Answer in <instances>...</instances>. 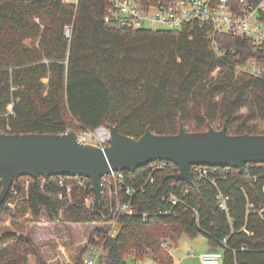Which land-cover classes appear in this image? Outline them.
<instances>
[{
    "label": "trees",
    "instance_id": "trees-1",
    "mask_svg": "<svg viewBox=\"0 0 264 264\" xmlns=\"http://www.w3.org/2000/svg\"><path fill=\"white\" fill-rule=\"evenodd\" d=\"M107 8V0H0V133L78 134L110 124L139 138L146 128L175 134L181 122L187 132L225 125L230 134H264L256 123H264V79L240 70L251 59L264 64V43L215 34V49L196 23L181 30L111 28L103 22ZM153 164L123 172L118 196L104 194L102 203L89 179L82 187L71 177L21 176L0 213L18 197L12 210L19 215L99 224L93 235L102 238L92 235L81 251L102 246L99 264L146 255L173 264L171 243L199 234L210 250L223 252L222 264H264V163H248L243 172L207 167L192 186L173 178L176 165ZM219 193L228 197L227 212L218 207ZM117 203H130L133 212H117ZM110 224L117 226L113 235ZM0 242V264H29V256L43 264L22 231L5 230Z\"/></svg>",
    "mask_w": 264,
    "mask_h": 264
},
{
    "label": "water",
    "instance_id": "water-1",
    "mask_svg": "<svg viewBox=\"0 0 264 264\" xmlns=\"http://www.w3.org/2000/svg\"><path fill=\"white\" fill-rule=\"evenodd\" d=\"M106 127L109 139L103 147L82 142L74 130L62 134L0 133V206L21 176L89 179L92 192L102 203L101 179L111 171L133 172L150 163L168 161L178 168L173 178L192 186V166L243 172L248 163H264V134H230L225 125L187 132L180 122L175 134H156L146 128L139 138L121 134L116 125Z\"/></svg>",
    "mask_w": 264,
    "mask_h": 264
},
{
    "label": "built area",
    "instance_id": "built-area-1",
    "mask_svg": "<svg viewBox=\"0 0 264 264\" xmlns=\"http://www.w3.org/2000/svg\"><path fill=\"white\" fill-rule=\"evenodd\" d=\"M78 0H62L63 3H77ZM108 8L103 16V22L111 28L149 29V30H181L187 24L196 23L200 27H206L207 35L212 40L214 48L215 34H227L231 36H242L250 38L254 44L264 43V0L255 3L247 0H240L239 6L234 7L228 0H107ZM70 28L65 27V34L69 36ZM240 70L256 78L264 79V64L254 59L248 60ZM86 137L78 135L84 143H93L100 147L107 144L109 130L106 126H100L93 132H83ZM166 165H175L168 161L154 162L153 169H160ZM178 169V168H177ZM228 169V168H227ZM178 171V170H177ZM193 177L198 179L207 175V167L192 166ZM124 173L111 171L102 177L103 195L110 200L118 196V189L121 185ZM85 178L77 179L75 184L86 186ZM60 185H63L60 182ZM69 190V186H67ZM264 190V187H263ZM125 193L130 195V190L124 188ZM185 188L183 193H187ZM16 194V191H14ZM220 210L227 212L228 197L219 193L216 196ZM92 199L85 197L84 202L89 203ZM172 205L178 203V198L170 197ZM11 205L10 202L7 203ZM262 210V209H261ZM116 211L131 214L133 208L130 203H117ZM168 211H165L167 213ZM193 217L196 218V210L192 209ZM44 220V218H40ZM45 221V220H44ZM113 235L110 227L106 230ZM102 238L94 236V239ZM91 252L90 257H82L78 264H99L103 253L102 246L91 243L88 246ZM200 264H222L223 252L221 250H207L199 255Z\"/></svg>",
    "mask_w": 264,
    "mask_h": 264
},
{
    "label": "rangeland",
    "instance_id": "rangeland-1",
    "mask_svg": "<svg viewBox=\"0 0 264 264\" xmlns=\"http://www.w3.org/2000/svg\"><path fill=\"white\" fill-rule=\"evenodd\" d=\"M27 44H31V42L28 41ZM256 123L264 129V123L258 121ZM83 134V132L78 133V135L86 137ZM18 200V197H14L10 202V210L0 213V235L5 230L22 231L37 246L43 264H77L79 257L91 256L90 251L87 250L83 254L81 251L93 235L95 227L100 226L99 224L63 223L60 220L49 222L30 218L27 213L19 215L14 212L16 208L12 210L16 203L19 204ZM15 214L18 215L14 217ZM108 226L112 231L117 228L115 224ZM5 245L6 243L0 242V248ZM210 248L208 239L203 234L196 237L183 235L176 243H171L168 251L173 264H200L199 255ZM28 261L29 264H36V259L33 256H29ZM125 264L163 263L157 262L150 255H146L136 258V260L127 256Z\"/></svg>",
    "mask_w": 264,
    "mask_h": 264
},
{
    "label": "crops",
    "instance_id": "crops-1",
    "mask_svg": "<svg viewBox=\"0 0 264 264\" xmlns=\"http://www.w3.org/2000/svg\"><path fill=\"white\" fill-rule=\"evenodd\" d=\"M210 250V249H209Z\"/></svg>",
    "mask_w": 264,
    "mask_h": 264
}]
</instances>
